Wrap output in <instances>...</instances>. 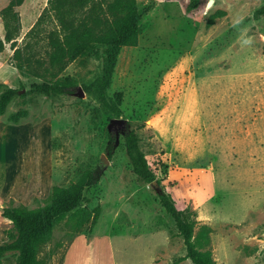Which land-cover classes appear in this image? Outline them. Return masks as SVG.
Instances as JSON below:
<instances>
[{"label": "rangeland", "instance_id": "obj_1", "mask_svg": "<svg viewBox=\"0 0 264 264\" xmlns=\"http://www.w3.org/2000/svg\"><path fill=\"white\" fill-rule=\"evenodd\" d=\"M9 1L0 0V10ZM194 1L188 8L191 0H138L153 7L141 19L137 44L120 50L108 89L122 93L120 117L83 89L101 73V58L88 55L62 72L75 82L66 93L8 103L0 115V244L12 226L3 206L42 205L54 186L92 170L98 178L84 192L85 205L99 204V218L78 233L67 216L57 223L41 253H50L46 264H171L182 256V238L156 185L139 182L131 169L125 140L135 134L176 206L196 212L194 234L209 229L214 264H264V13H257L264 0H208L205 16L206 0ZM45 7L47 0H23L15 8L17 45L29 42L35 56L57 21L45 13L29 36L22 26H32ZM238 16L243 23L233 28ZM243 30L251 46L242 44ZM12 54L6 43L0 82L23 93L40 79L22 74ZM21 108L26 114L12 121ZM15 260L8 252L0 264Z\"/></svg>", "mask_w": 264, "mask_h": 264}, {"label": "trees", "instance_id": "obj_2", "mask_svg": "<svg viewBox=\"0 0 264 264\" xmlns=\"http://www.w3.org/2000/svg\"><path fill=\"white\" fill-rule=\"evenodd\" d=\"M22 1L10 0L0 10L4 26V36L0 37V52L4 50L6 43H10L12 58L17 60L13 65L22 74L35 76L40 81L33 83L23 93L0 82V115L16 96L25 104L30 93L45 96L66 93L67 88L75 82L67 76L62 77V72L77 57L88 55L101 58V73L90 86H83V89L92 92L107 114L120 117L122 93L108 94L112 75L122 47L137 44L141 19L153 7V2L140 7L138 0H47V7L25 36L36 32L45 13H52L57 25L47 32L45 44L40 46L41 55L35 56L29 42L17 45L21 26L15 8ZM194 6L195 1L191 0L188 8ZM257 13H264V6ZM25 114L26 110L21 108L11 115V120L17 121ZM139 141L135 134L129 135L125 140V151L131 169L139 182L152 185L156 182V197L173 219L176 233L184 244L185 253L171 264H179L185 259H189L192 264H214L209 229L202 227L194 234L198 222L196 212L190 207L179 209L176 206L170 192L163 188L162 178L148 162ZM97 178L92 170H84L69 184L54 186L49 200L42 205L27 208L9 203L3 206L1 216L10 221L12 226L7 232L9 241L0 244V257L13 252L16 255L15 264H46L50 253L44 256L41 253L57 223L67 216L75 233L80 232L88 222L91 229L99 218L100 205L88 208L84 192Z\"/></svg>", "mask_w": 264, "mask_h": 264}, {"label": "clouds", "instance_id": "obj_3", "mask_svg": "<svg viewBox=\"0 0 264 264\" xmlns=\"http://www.w3.org/2000/svg\"><path fill=\"white\" fill-rule=\"evenodd\" d=\"M188 2V0H186ZM210 11V7L208 5V0H206V4L202 8L203 16L208 15V12ZM244 17H235L232 22V27L233 28H239V26L243 23ZM245 38L242 41L243 45L251 46L253 41L250 36L247 35L246 30H243Z\"/></svg>", "mask_w": 264, "mask_h": 264}, {"label": "water", "instance_id": "obj_4", "mask_svg": "<svg viewBox=\"0 0 264 264\" xmlns=\"http://www.w3.org/2000/svg\"><path fill=\"white\" fill-rule=\"evenodd\" d=\"M122 121H123V119H121V118H113V119H111V123L120 124ZM153 185H156L155 181L153 182Z\"/></svg>", "mask_w": 264, "mask_h": 264}, {"label": "crops", "instance_id": "obj_5", "mask_svg": "<svg viewBox=\"0 0 264 264\" xmlns=\"http://www.w3.org/2000/svg\"><path fill=\"white\" fill-rule=\"evenodd\" d=\"M30 27H31V25H29V26L27 25L25 27L22 26V32L25 33Z\"/></svg>", "mask_w": 264, "mask_h": 264}]
</instances>
